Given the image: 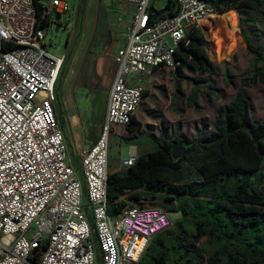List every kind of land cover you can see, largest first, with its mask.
<instances>
[{"label": "built area", "instance_id": "obj_1", "mask_svg": "<svg viewBox=\"0 0 264 264\" xmlns=\"http://www.w3.org/2000/svg\"><path fill=\"white\" fill-rule=\"evenodd\" d=\"M122 1L129 18L125 42L113 56L104 122L80 157L84 198L53 107L63 58L45 44L48 29L69 7L62 0H0V264H97V258L137 264L150 239L169 226L159 208L107 213L109 138L130 124L144 79L159 67L177 66L174 51L186 30L214 11L203 0H165L173 11L155 16L151 0ZM135 160H122L118 171Z\"/></svg>", "mask_w": 264, "mask_h": 264}, {"label": "trees", "instance_id": "obj_2", "mask_svg": "<svg viewBox=\"0 0 264 264\" xmlns=\"http://www.w3.org/2000/svg\"><path fill=\"white\" fill-rule=\"evenodd\" d=\"M203 1L217 15L264 8V0ZM169 7L167 3L156 11L150 4L155 16ZM198 27L186 30L174 51L178 65L173 68L177 77L191 84L185 103L194 111L200 88L213 94L219 76ZM242 39L254 59L250 70L239 78L240 86H264V53L246 37ZM70 58L71 49L63 58L60 76ZM232 79L224 73V85ZM214 122L216 128L195 141L182 140L186 146L180 158L170 156L175 141L160 137L155 150L137 157L131 167L108 175L110 216L143 203L177 215L174 220L169 217V226L150 239L137 264H264V123L252 119L242 90L228 104L218 106ZM128 130H134L132 125Z\"/></svg>", "mask_w": 264, "mask_h": 264}, {"label": "rangeland", "instance_id": "obj_3", "mask_svg": "<svg viewBox=\"0 0 264 264\" xmlns=\"http://www.w3.org/2000/svg\"><path fill=\"white\" fill-rule=\"evenodd\" d=\"M46 1V0H42ZM67 3L69 13L58 20V31L55 33L56 27L52 26L48 29L45 36V44L47 50L55 57L64 55L65 47L70 49L74 42V56L70 61L64 74L58 78L54 89L53 107L56 112L57 122L61 126L64 137L70 141L73 138L72 129L68 124L67 115L76 113L79 116L80 128L84 130L80 134L77 129L75 133H79V138L84 141L94 140L99 133L98 122L103 109L101 99H97L90 103L91 100V82H77L78 72L77 63L81 59V55L86 49L91 51L93 43L88 38L85 24V10L87 3H97L98 0H86L83 8L82 16L81 1L82 0H62ZM153 9L156 11L162 10L165 5V0H151ZM231 13L234 19L229 14ZM208 23L200 28L204 33L208 42V56L210 60L218 67L219 76L216 77L217 87L213 94H206L205 88H200L201 92L197 98L196 111L189 108L185 99L190 94L191 84L184 81L177 94L176 108L178 133L171 135V140L181 141L182 139L196 140L206 133L214 130V114L218 106L228 104L234 97L237 90H242L245 97L249 101L250 113L252 119L256 123H264V86L256 84L250 88L240 86L239 78L247 73L252 65L253 56L246 51L245 43L242 37H246L248 42L257 50L264 53V8L258 12L249 10L235 13L233 11L222 15L213 14L207 18ZM204 24V23H203ZM227 73L233 77L232 83L224 85L223 75ZM185 75H189L184 73ZM169 75V74H168ZM165 75L168 80L165 81L168 90L171 91L172 77ZM76 86H78L76 88ZM88 89V90H87ZM167 92V93H168ZM160 100L164 104H160L161 111L170 113L168 110V100L162 97V93L156 90ZM166 93V94H167ZM208 98L211 99L208 102ZM69 100V101H68ZM68 101V102H67ZM70 104V106H69ZM77 135V134H76ZM144 145H150V138L145 140ZM66 145V144H65ZM68 160L70 165L75 164L74 158L71 157L70 147L66 145ZM113 158H117L116 148L112 147ZM137 206L159 208L156 205L149 203L139 204ZM174 220L177 216H169Z\"/></svg>", "mask_w": 264, "mask_h": 264}, {"label": "crops", "instance_id": "obj_4", "mask_svg": "<svg viewBox=\"0 0 264 264\" xmlns=\"http://www.w3.org/2000/svg\"><path fill=\"white\" fill-rule=\"evenodd\" d=\"M150 4L153 8V3ZM129 9L130 6L122 0H98L97 3L86 4L84 27L86 28V32H88L89 40L93 43V48L91 51H88L86 47L81 55L80 61L77 63V82L79 84L85 81L91 82V87L88 88L91 90L90 103H93L98 97V99L100 98L102 101L103 109L98 122L99 133L94 140L89 141L81 140L78 136L79 133H75L77 129H80V134L84 130L83 127L80 128L79 116L76 113L67 115L66 119L72 129L73 138L70 141L65 137V144H68L70 147L71 157L75 160V164L71 166L76 172L81 155L96 143L104 122L107 96L115 72L113 56L116 50L125 42L124 27L129 18ZM170 11H173L172 5L161 15H167ZM206 23H208V19L201 27H204ZM75 43L76 42H74L73 46L70 48V61L74 56ZM68 50L65 47L62 58H64ZM69 63L66 65L65 70ZM63 74L64 72L61 76ZM165 75L172 77V81L170 80L172 87L171 91H167L168 93L165 92L168 90L165 81H167L169 77L167 78ZM61 76L59 73V78ZM183 82V80L175 75L173 69L164 67L155 69L144 79L142 98L137 110L131 118L130 124L124 128H114L110 135L106 167L109 175L117 172L119 163L130 155H134L137 158L147 154L156 149V140L158 138L171 139V135H176L178 133L179 129L177 122L179 119L176 116V100L180 90L179 86H181ZM77 87L78 86H76V88ZM156 90L162 93V97L168 100V110L170 113L161 111L160 104L164 103L158 97ZM136 124L139 125V128ZM131 125L134 130L129 131L128 127ZM149 138L150 145H144L146 142L145 140ZM112 147L116 148L117 158H113Z\"/></svg>", "mask_w": 264, "mask_h": 264}, {"label": "water", "instance_id": "obj_5", "mask_svg": "<svg viewBox=\"0 0 264 264\" xmlns=\"http://www.w3.org/2000/svg\"><path fill=\"white\" fill-rule=\"evenodd\" d=\"M85 2H86V0H82V2H81V8H82L81 11H80L81 16H82V13H83V8H84V6H85ZM57 31H58V27L56 26L55 29H54V32L56 33ZM62 61H63V60H62ZM58 78H59V77H58ZM57 81H58V79H57ZM56 120H57V117H56ZM57 123H58V122H57ZM58 125H59V127H60V124H59V123H58ZM60 129H61V128H60ZM61 131H62V130H61ZM63 138H64V142H65V137L63 136ZM185 146H186V144H185L182 140H181V141H177V142H173V143L171 144V146H170V156H171V158H172L173 160L180 158L181 155H182L183 152H184ZM76 170H77V173H78V176H79V179H80L81 185H82V189H83V197L85 198L84 183H83V179H82V175H81L80 167L77 166V169H76ZM88 220H89V222H90L89 217H88ZM90 224H91V222H90ZM93 241L96 242L95 239H93ZM96 253H98V248H97V247H96ZM97 264H100L98 258H97Z\"/></svg>", "mask_w": 264, "mask_h": 264}, {"label": "bare ground", "instance_id": "obj_6", "mask_svg": "<svg viewBox=\"0 0 264 264\" xmlns=\"http://www.w3.org/2000/svg\"><path fill=\"white\" fill-rule=\"evenodd\" d=\"M206 20H207V18H206V19H203V20H201V21H199L197 25H198V26H201Z\"/></svg>", "mask_w": 264, "mask_h": 264}, {"label": "flooded vegetation", "instance_id": "obj_7", "mask_svg": "<svg viewBox=\"0 0 264 264\" xmlns=\"http://www.w3.org/2000/svg\"><path fill=\"white\" fill-rule=\"evenodd\" d=\"M82 2V1H81Z\"/></svg>", "mask_w": 264, "mask_h": 264}]
</instances>
